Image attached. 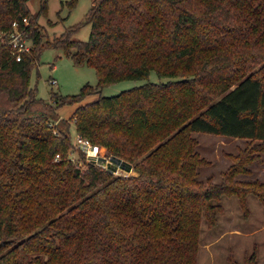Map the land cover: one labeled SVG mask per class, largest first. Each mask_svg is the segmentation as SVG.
Wrapping results in <instances>:
<instances>
[{"label":"trees","instance_id":"trees-1","mask_svg":"<svg viewBox=\"0 0 264 264\" xmlns=\"http://www.w3.org/2000/svg\"><path fill=\"white\" fill-rule=\"evenodd\" d=\"M30 1L0 0V31L17 21L33 41L20 61L0 41V264H198L215 200H264V183L235 179L264 152V0H92L89 39L74 38L81 22L52 46L94 67L98 83L49 100L30 86L43 40ZM132 79L147 81L102 94ZM73 121L132 174L76 163ZM194 133L256 143L213 183L198 179L207 161Z\"/></svg>","mask_w":264,"mask_h":264},{"label":"rangeland","instance_id":"rangeland-1","mask_svg":"<svg viewBox=\"0 0 264 264\" xmlns=\"http://www.w3.org/2000/svg\"><path fill=\"white\" fill-rule=\"evenodd\" d=\"M69 1L49 0L46 13L40 12L43 0L29 2L35 24L43 34V40L38 46L40 55L31 73L30 86L36 91L38 97L46 100L50 99L53 90L62 95H72L79 93L87 83L92 85L98 83V75L94 67L87 64H76L65 50L52 46L57 39L64 38L63 34L69 27L81 22L85 23L92 6V0H78L76 6L70 8ZM84 23L74 34V38L83 41L89 39L91 24ZM52 79H56L57 85H53ZM150 80H159L156 72L151 73ZM146 81L123 80L104 87L102 94L116 95L126 89L142 85ZM97 98L98 95H90L83 103L94 101ZM73 108L72 105L59 108L58 112L61 109L60 117L72 118L75 112L72 113ZM72 125V137L75 141L79 134L74 128V121ZM193 137L198 141L197 152L207 161L206 165L198 168V179L206 181L211 177L213 183L222 182L224 173L236 164L235 157L241 150L249 144L256 143L247 139L228 138L207 133H194ZM100 147L102 148L100 161H102L112 152L106 146L100 145ZM255 155L258 158L256 157L248 166L251 172L236 175L237 181L257 180L264 183V152ZM70 157L82 168H87L88 162H94L77 151L73 152ZM120 160L125 161L123 158ZM109 161V164H120L113 159ZM117 167L116 175L132 174V170H128L123 164ZM214 202L221 205V211L214 225L203 220L200 229L198 264H264V200L254 193H249L246 195V207L241 205L236 195H224Z\"/></svg>","mask_w":264,"mask_h":264},{"label":"built area","instance_id":"built-area-1","mask_svg":"<svg viewBox=\"0 0 264 264\" xmlns=\"http://www.w3.org/2000/svg\"><path fill=\"white\" fill-rule=\"evenodd\" d=\"M0 41L7 42L11 46L12 54L17 58L18 61L22 60V55L25 52H30L32 47V39L27 36L25 29L21 28L20 23L15 21L11 29L7 31H0ZM53 85H57L56 79L51 80ZM76 151H81L85 154L87 158L94 160V162L101 166L103 169L117 174L118 165L111 163L109 160L112 159L111 155L108 154V158H103L100 161L102 156V148L98 145L92 144L87 139L83 138L80 135H77L74 141ZM109 157L111 159H109ZM60 155H57L56 159H59ZM120 166V165H119Z\"/></svg>","mask_w":264,"mask_h":264},{"label":"crops","instance_id":"crops-1","mask_svg":"<svg viewBox=\"0 0 264 264\" xmlns=\"http://www.w3.org/2000/svg\"><path fill=\"white\" fill-rule=\"evenodd\" d=\"M77 105H78V104H74V105H72V106H74L72 113L76 110L75 107H76ZM77 107H78V106H77ZM77 107H76V108H77ZM62 108H63V107H62ZM60 110H61V109H60ZM60 110H59V112H60Z\"/></svg>","mask_w":264,"mask_h":264}]
</instances>
